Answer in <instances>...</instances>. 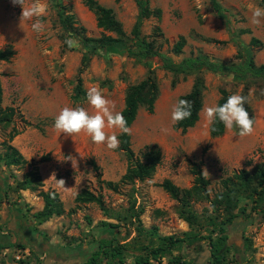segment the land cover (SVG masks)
<instances>
[{
	"label": "rangeland",
	"instance_id": "1",
	"mask_svg": "<svg viewBox=\"0 0 264 264\" xmlns=\"http://www.w3.org/2000/svg\"><path fill=\"white\" fill-rule=\"evenodd\" d=\"M97 1L113 11L130 38L137 16L134 0ZM42 2L47 5L44 28L36 32L31 27L34 21L21 19L20 5L0 0V49L12 45L15 50L11 60L0 62L1 106L15 109L11 123L0 126V157L7 144L15 147L26 161L18 167H6L0 160V237H5L7 242L6 248L0 243V264L6 261L48 264L43 257L48 243L51 252L63 249L70 254L67 264L80 263L101 238L125 247L122 262L115 261V264H134L133 253L156 247L168 236L187 241L149 264H169L175 259L184 264H209L213 250L208 240L200 237H206L203 227L216 219L217 214L205 202L193 203L191 209L195 216L193 224L188 225L178 214V204L160 185L170 180L180 189L190 188L193 181L190 166L197 163L209 181L208 190L213 197L220 192L221 181L226 177L240 170L252 171L254 166L263 164L264 82L221 78L205 71L173 74L162 69L156 60L144 64L114 53L101 55L80 50L72 36L67 38L69 48L64 49L56 4L61 11L74 16L78 23L74 27H83L86 37L99 38L103 32L81 0ZM214 2L227 11L228 23L217 16ZM30 3L32 0H25V7ZM150 6L161 10V18L145 21L142 35L154 40L160 51L174 61L204 55L219 62H238L237 55L243 48L256 65L264 64V49L249 45L252 38L264 43V23H250L252 10L257 6L264 8L261 0H152ZM180 37L185 39V45L182 53L176 55L173 46ZM83 58L86 66L79 75L83 89L86 93L94 86L101 89L112 102L114 111L123 109L126 89L153 71L159 86L154 110L149 113L140 109L130 127L135 155L153 145L161 151L162 160L152 178L110 189L106 182L118 183L125 173V155L118 148L111 150L106 145L93 143L83 131L71 137L54 128V120L65 106L84 107L90 114L95 113L87 98L72 99ZM196 78L204 82L203 106L194 127L182 132L174 128L171 110L191 90ZM220 89L249 98L246 107L254 120L251 135L240 137L239 129L234 126L225 128L221 137H210L211 123L203 110L217 104ZM105 131L117 136L120 133L119 129ZM68 156H72L74 167L66 160ZM34 167L41 177L42 189L58 194L64 210L61 216L39 222L35 215L43 208L42 199L37 192L16 189V183ZM55 178L64 179L67 189L59 188ZM83 189L102 198L107 216L95 203L75 202ZM239 205L245 206L247 213L251 212L249 223L242 229L238 225L241 220H236L239 222L232 229L230 239L235 233H243L242 238L235 236L220 264H264V200L254 211L246 200H241ZM135 214L138 219L132 218ZM104 223L119 225L118 233L104 231ZM217 237L215 233L212 239L216 241ZM108 261L103 259L102 264Z\"/></svg>",
	"mask_w": 264,
	"mask_h": 264
},
{
	"label": "trees",
	"instance_id": "2",
	"mask_svg": "<svg viewBox=\"0 0 264 264\" xmlns=\"http://www.w3.org/2000/svg\"><path fill=\"white\" fill-rule=\"evenodd\" d=\"M52 1L55 2V0ZM81 1L93 13L96 26L103 34L99 38L86 37L83 27H74V25H78L74 16L61 11L59 4H56L59 24L63 31L61 40L64 49L69 48L70 44L67 38L72 36L80 50H89L101 55L114 53L119 56L136 59L144 64L156 60L162 69L173 74H192L205 71L221 78L232 77L241 80L264 82V64L256 65L253 58L243 48L239 50L237 55L238 62H219L204 55L190 56L180 61H174L169 55L161 52L155 45L154 40H148L142 35V27L145 21L150 18H161V10L150 6L152 0H134L137 7V16L130 32V38L126 36L121 23L115 18L111 9L104 7L97 0ZM261 2L264 3V0H261ZM213 8L217 16L228 23L227 11L222 9L217 2L213 3ZM156 32L161 33L159 28H156ZM184 45L185 39L180 37L173 46V53L180 55ZM249 45L264 49V43L255 38L250 40ZM14 56L15 50L12 45H7L3 49H0V62H8ZM85 66L86 61L83 58L74 87V96L72 97L74 101L79 98H87L86 91L83 89L82 79L79 76ZM203 89V79L196 78L191 90L180 97V99H186L191 102V117L175 124V129L185 132L197 123L203 106ZM219 95L216 105L226 102L231 94L225 89H220ZM158 96L159 86L151 70L144 80L130 85L126 89L124 106L121 112L125 116L129 127L132 126L140 109L143 108L149 113L153 112ZM1 102L2 88L0 83V126L9 125L14 116L15 109L13 107L2 108ZM246 108L248 110V107ZM224 131L225 126L218 120L209 126L211 138L221 137ZM118 139L120 141L118 150L125 155L127 167L118 183L106 182V185L110 189L115 190L119 184L135 185L136 182H144L152 178L162 160L160 149L156 145L148 146L137 156L131 148L130 135L119 133ZM4 148L5 151L0 160L3 161L6 167H18L26 163L24 157L15 147L5 144ZM190 174L193 177V181L191 187L188 189H180L170 180H164L160 186L178 204V214L188 225L193 224L195 216L191 209L193 203L205 202L209 205L212 212L217 214L216 219L210 220L208 225L203 227L204 231H207L206 237L200 238L208 240L209 246L213 250L209 264H220L225 254L232 247L233 241L235 242L233 240L235 236H239L240 239L242 238L243 233H235L233 234V238L230 239L232 229L239 222L236 220H241L242 223L239 222L238 225L242 229L249 223L251 212L247 213L245 206L241 207L239 205L241 200L251 203V211L256 210L258 204L264 200V163L254 166L252 171L240 170L238 173L226 177L221 181L220 192L216 193L213 197L209 194V181L204 176L199 164H191ZM42 187L41 177L36 167L27 172L22 181L16 183L18 191L28 190L37 192L38 196L42 199L43 208L35 215L39 219V222L52 216H61L64 213L58 194L55 191H44ZM75 202L84 204L95 203L106 216L108 215L102 198L86 189H83L76 195ZM132 216L133 219H138V215ZM108 229L114 233H118L119 225L104 223V231ZM215 233L218 235L216 241L212 239ZM193 238L196 239L197 236ZM186 241L187 239L185 240V238L175 236L164 237L156 247L147 248L145 249L146 251H140L139 253H133L134 264H149L151 260L157 262L165 253ZM0 243L2 248H6L5 244L7 242L5 237H0ZM225 245H227L226 249L221 252ZM20 248L23 249L24 247L20 246ZM125 251L126 249L122 245H113L110 240L101 238L94 242L92 250L86 259L76 264H102L103 259H109L106 264H115V261L121 263ZM169 264L184 263L175 259Z\"/></svg>",
	"mask_w": 264,
	"mask_h": 264
},
{
	"label": "clouds",
	"instance_id": "3",
	"mask_svg": "<svg viewBox=\"0 0 264 264\" xmlns=\"http://www.w3.org/2000/svg\"><path fill=\"white\" fill-rule=\"evenodd\" d=\"M11 3L21 6V19L34 21L31 24L34 31L43 30V17L47 12V5L42 0H32V3L27 7H25V0H11ZM250 23L253 25L264 23V8L257 6L252 10ZM86 97L88 104L95 110L94 114H90L84 107L65 106L56 116L54 128L61 134L71 137L83 131L91 137L93 143L106 145L111 150L117 149L120 144L118 136L115 133H106L105 129H119L121 134L130 135L131 128L128 126L125 116L120 111H114L112 102L103 95L102 90L98 87L89 88ZM248 102V97L235 93L230 95L223 104L208 106L203 111L205 118L210 123H215L218 120L227 129H232L235 126L239 129L238 135L245 137L254 131V120L250 117L245 106ZM190 117L191 102L179 99L171 110L172 123L178 124ZM66 160H70L74 167L72 156H68ZM204 172L208 174L206 169ZM53 175L55 176V173ZM55 181L59 188L67 189L64 179L55 178Z\"/></svg>",
	"mask_w": 264,
	"mask_h": 264
},
{
	"label": "crops",
	"instance_id": "4",
	"mask_svg": "<svg viewBox=\"0 0 264 264\" xmlns=\"http://www.w3.org/2000/svg\"><path fill=\"white\" fill-rule=\"evenodd\" d=\"M69 255L70 254L67 253L66 251L64 252L63 249L54 250L53 252H51L49 243L48 246L45 247L43 252V257L45 258L44 260L48 261V264H59V262H62L61 264H67L69 263L68 262ZM5 264H17V263H9L8 261H6Z\"/></svg>",
	"mask_w": 264,
	"mask_h": 264
},
{
	"label": "flooded vegetation",
	"instance_id": "5",
	"mask_svg": "<svg viewBox=\"0 0 264 264\" xmlns=\"http://www.w3.org/2000/svg\"><path fill=\"white\" fill-rule=\"evenodd\" d=\"M89 253H90V252H89ZM89 253H87V254H86V256H85L84 260H85V259H86V257L89 255ZM80 255H81V254H80ZM81 257H82V256H80V258H81ZM69 261H70V260H69ZM69 261H68V262H69Z\"/></svg>",
	"mask_w": 264,
	"mask_h": 264
},
{
	"label": "water",
	"instance_id": "6",
	"mask_svg": "<svg viewBox=\"0 0 264 264\" xmlns=\"http://www.w3.org/2000/svg\"><path fill=\"white\" fill-rule=\"evenodd\" d=\"M226 247H227V245H225V246H224V248L221 250V252H222L223 250H225V249H226Z\"/></svg>",
	"mask_w": 264,
	"mask_h": 264
},
{
	"label": "built area",
	"instance_id": "7",
	"mask_svg": "<svg viewBox=\"0 0 264 264\" xmlns=\"http://www.w3.org/2000/svg\"><path fill=\"white\" fill-rule=\"evenodd\" d=\"M26 252V251H25ZM17 258H19V257H17Z\"/></svg>",
	"mask_w": 264,
	"mask_h": 264
}]
</instances>
